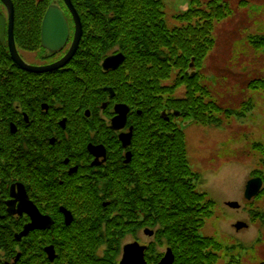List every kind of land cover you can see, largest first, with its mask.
Here are the masks:
<instances>
[{
	"label": "trees",
	"instance_id": "obj_1",
	"mask_svg": "<svg viewBox=\"0 0 264 264\" xmlns=\"http://www.w3.org/2000/svg\"><path fill=\"white\" fill-rule=\"evenodd\" d=\"M12 2L16 17L14 39L18 49L27 52L40 51L41 24L51 5L63 6L70 16L62 0ZM72 3L84 30L81 49L68 69L46 78L52 77L58 91L60 83L71 87L73 102H67L74 106V111H100L109 95L104 88H113L117 102L127 103L140 112L131 121L135 126L133 161L123 165L119 158L122 149H117L118 154L112 156L119 165L115 172L108 171L106 176L97 173L92 179L94 196L71 202L79 209V215L88 208L96 217L95 229L81 220L80 225H75L77 241L66 238L61 219L55 217L53 232L46 233L52 236L39 242L36 249L30 239L27 244L15 240L23 220L0 221V264H120L125 241L129 237L138 240L144 229L155 232L146 255L148 264H159L165 248L172 249L174 264H220L230 250L221 240L201 234L214 215L215 202L197 188L200 175L190 167L181 120L193 119L202 127L225 130L230 120L254 108L253 101L237 109L223 107L212 98L203 71L217 46V28L232 14L228 1L188 0V10L171 17L165 10L166 0ZM168 19L173 22L171 25ZM249 41L255 50L264 51V37ZM121 53L126 57L121 70L105 73L102 62L111 54ZM192 59L197 71L194 77L188 73ZM82 76L85 101L79 99L83 94ZM24 78H33L36 83L38 77L19 72L9 51L0 43V139L4 141L8 124L20 118L14 105L21 101ZM247 86L264 93V79L253 80ZM241 109L243 113L239 112ZM164 112H168L169 121ZM174 112L181 113L180 118L174 117ZM25 159L24 156V162L14 160L12 168L24 166ZM35 161L30 163L35 165ZM255 174L264 179V167ZM60 204L54 205L59 208ZM0 212L6 213L4 203ZM83 216L84 221L91 218ZM50 244L58 254L53 263L48 262L43 251Z\"/></svg>",
	"mask_w": 264,
	"mask_h": 264
},
{
	"label": "flooded vegetation",
	"instance_id": "obj_2",
	"mask_svg": "<svg viewBox=\"0 0 264 264\" xmlns=\"http://www.w3.org/2000/svg\"><path fill=\"white\" fill-rule=\"evenodd\" d=\"M70 16H68V20L71 26V38L63 52L55 53L43 47L41 24L40 51L27 52L18 49L16 45V51L19 52L23 61L36 68L53 66L62 61L69 53L75 38L76 25ZM8 31L9 28H7L6 42L2 44L0 41V43L9 51ZM80 49L79 45L78 52ZM78 52L74 60L63 69H68L76 61ZM117 55L119 54H111L105 60ZM10 57L12 60L11 55ZM125 61L116 60V69L110 68V70L104 69L103 61L102 69L105 73L121 70ZM17 68L19 72L25 73L31 78H38H35L36 83L32 82L33 78L28 80L24 78L26 83L21 85L19 94L21 101L14 105L20 118L8 124L5 141L0 139V207L4 203L6 209V213L0 212V221L4 222L5 219H10L13 222L24 221L22 228L15 233L14 237L23 234L25 227L32 223L29 214L20 213L18 209L21 202L26 199L23 193L24 189L29 201L39 209L44 217L53 219L54 225L49 229L32 230L27 237L20 242L17 241L18 243L24 241L22 244H27V240L30 239L38 249L39 242L43 243L44 240L47 241L52 236L46 233L53 232V228L57 224L55 217L61 219L62 227L66 229L63 233L66 238L69 241H77L75 225L81 220L85 226L95 229L96 217H92L93 212L88 208L79 215L77 213L79 209H76L71 202L82 201V199L94 196L92 179L97 173H104L106 176L108 171L115 172V168L119 165L115 163V160H112V156L116 155L117 149H122V156L119 158L123 165L132 163L131 146L134 141L135 126L131 121L140 112L134 110L127 103L117 102L114 91V95L108 92V98L102 102L100 111L92 112L86 111V109L74 111V106L67 102H73L71 87L60 83L58 91L57 83L51 82L52 77L46 78L47 75L54 73H29L19 66ZM80 81L83 84V94L79 99L85 101L83 76ZM64 87L65 90L62 89ZM108 89L111 88H104L105 92ZM66 98L68 99L66 100ZM123 105L129 108L127 122L124 124L123 119H119L113 125L114 119L119 116L116 107ZM116 126L121 129H115ZM131 129L133 136L131 144L123 148V142H127L128 138L125 137L122 142L121 136L129 134ZM91 146L104 148L105 155L99 149L91 148L90 151L89 147ZM20 155L23 158L25 156L26 163L22 167L12 168L14 160H23ZM32 159H36L35 165L30 163ZM2 184L5 185V188L2 187ZM58 202L62 203L58 206L59 208L54 205ZM13 203L15 215L10 214L8 209V205ZM83 215L91 218L84 221ZM143 232L144 230H142V234ZM50 247L55 249L53 244L43 247L48 262L46 250Z\"/></svg>",
	"mask_w": 264,
	"mask_h": 264
},
{
	"label": "rangeland",
	"instance_id": "obj_3",
	"mask_svg": "<svg viewBox=\"0 0 264 264\" xmlns=\"http://www.w3.org/2000/svg\"><path fill=\"white\" fill-rule=\"evenodd\" d=\"M227 1L232 14L217 28V46L203 71L212 98L223 107L237 109L253 101L255 109H241L239 112L244 114L230 120L225 130L192 123L183 131L190 167L200 175L197 188L215 202L214 215L201 234L221 240L230 250L220 264H264V188L251 206L245 199L246 184L259 177L255 172H262L264 167V93L247 86L253 80L264 79V51L255 50L249 41L256 35L264 36V0ZM187 2L166 0L165 10L170 17L175 16L186 10ZM0 9L5 13L4 7ZM168 23L173 22L168 19ZM230 202H238L240 211L229 209ZM241 221L249 228L238 233L234 225ZM137 238L129 237L125 244L137 241L147 245L153 240L142 231Z\"/></svg>",
	"mask_w": 264,
	"mask_h": 264
},
{
	"label": "water",
	"instance_id": "obj_4",
	"mask_svg": "<svg viewBox=\"0 0 264 264\" xmlns=\"http://www.w3.org/2000/svg\"><path fill=\"white\" fill-rule=\"evenodd\" d=\"M4 6L7 7L8 10V17H9V48L12 54V59L13 61L22 69L26 70L27 72L31 73H38V74H43V73H48V72H54L55 70L64 68L68 63H70L74 56L76 55V52L78 51L79 44L83 38V25L81 24V19L79 14L77 13L73 3L71 0H64L65 3L67 4L71 14L73 15L74 22L76 25V33H75V41L72 45V49L69 52L65 58L59 62L54 64L53 66L49 67H42V68H36L33 66L27 65L23 60L21 59L20 55L18 54V51H16V45H15V39H14V21H15V6L13 5L11 0H0ZM7 19L6 17L2 16L0 14V40L2 43H5V35L7 31ZM42 43L43 47L45 49H48L52 52H61L64 50V47L66 46L68 40H69V35H70V26L68 25V21L66 18V15L64 14V11H62L60 8L56 6H51V8L47 11L46 16L44 18L43 24H42ZM116 60H125V57L123 55L121 56H116V57H110V59L106 60L104 63V69L110 70L116 69ZM191 68H193V63L190 65ZM190 68V69H191ZM193 76V75H192ZM117 114H119L118 118L114 119L113 125H115V122L119 119H123L124 124L127 122V113L129 112V108L125 105L123 106H117L116 107ZM126 126V125H125ZM115 129H121V127L116 126ZM128 138L127 142H123L124 138ZM132 129L131 132L125 136H121V141L123 142V148H126L131 144L132 140ZM91 148L93 149H99L102 150L104 155H105V149L104 148H99V147H89L90 151ZM262 184L263 180L262 179H253L251 180L248 185L246 186V199L249 201L252 200L253 197L257 196L260 191L262 190ZM23 193L26 197L23 202H21L19 206V212H25L29 214L32 223L27 225L24 229V233L21 235H18L17 238L18 240L27 237V235L32 231V230H38V229H49L54 225V220L51 219L50 217H44L38 208H36L28 199L26 196V193L23 189ZM14 203L12 205H8L9 213L12 215H15L14 209H13ZM229 207L233 209H239V204L237 203H229ZM24 209V211H23ZM67 218V217H66ZM68 220V218H67ZM247 224L245 223H240L236 226V229L238 231L242 230V228H247ZM146 235L152 237L154 234L152 231H146ZM124 255L122 258L121 264H148L147 260H145V254H146V247L140 246L138 243L134 244H129L124 248ZM46 253L48 254L50 261H54L56 259V252L53 247H50V249L46 250ZM175 263V258L173 255V251L169 249L164 256L163 260L161 261L160 264H174Z\"/></svg>",
	"mask_w": 264,
	"mask_h": 264
}]
</instances>
